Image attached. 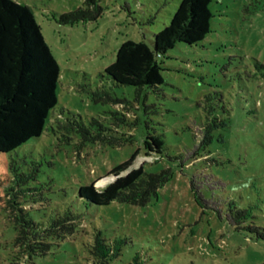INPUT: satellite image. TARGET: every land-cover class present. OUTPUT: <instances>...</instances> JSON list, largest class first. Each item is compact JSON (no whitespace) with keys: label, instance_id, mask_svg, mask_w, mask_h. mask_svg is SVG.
Segmentation results:
<instances>
[{"label":"rangeland","instance_id":"1","mask_svg":"<svg viewBox=\"0 0 264 264\" xmlns=\"http://www.w3.org/2000/svg\"><path fill=\"white\" fill-rule=\"evenodd\" d=\"M13 1L33 12L59 78L57 105L42 135L0 154V264H96V232L125 242L108 264H128L135 256L139 264H264V241L235 230L220 209L233 201L264 227V0H212L210 32L195 45L177 43L160 58L164 83L145 98L156 112L141 116L133 88L113 85L99 73L124 41L149 43L180 0ZM96 6L102 8L96 20L64 25L52 19ZM95 91L129 103L94 102ZM206 110L224 125L209 131ZM69 114L85 125L94 118L131 141L113 135L110 142L83 143L63 128ZM145 120L162 135V156L143 148ZM134 153L127 171L172 170L147 205L113 201L86 209L76 200L78 186L102 190L115 179L109 171ZM18 208L37 220L67 208L80 217L63 239H46L52 243L47 255H29L17 240Z\"/></svg>","mask_w":264,"mask_h":264},{"label":"trees","instance_id":"2","mask_svg":"<svg viewBox=\"0 0 264 264\" xmlns=\"http://www.w3.org/2000/svg\"><path fill=\"white\" fill-rule=\"evenodd\" d=\"M211 1L180 0L168 24L153 33L149 43L143 40L124 41L117 48L115 60L99 73L100 77L105 76L113 85L133 88L135 101L140 104V116L156 112L153 104L145 103V98L149 90L158 92L159 86L164 83L160 72V58L166 56L168 50L177 43L192 46L200 43L210 32ZM87 2L95 4L96 0ZM101 12V6H96L93 10L76 8L53 15L52 19L59 24L72 25L96 20ZM58 78V63L44 40L30 7L13 0H0V154L10 153L42 135L50 111L57 105ZM91 95L94 102L112 100L105 92L95 91ZM112 101L129 103L125 99ZM206 111L211 116L207 123L209 131L224 125V120H218L213 115V110ZM138 113L132 122L133 126L140 121ZM60 115L62 116L61 113ZM113 115L117 120L127 122L116 111ZM65 120L63 128L79 135L83 143L110 142L113 135L122 139V142L131 141L128 135L112 131L94 118L88 125L74 114H69ZM144 127L142 144L145 152L162 156L166 148L162 135L155 133L147 120L144 121ZM150 129L152 131H149ZM134 155L135 153L109 171L115 179L102 190H97L92 184L78 186L76 200L86 209L107 206L113 201L135 206L147 205L158 195L159 188L170 180L172 170L165 167L157 172H147L143 167H138L127 171ZM167 158L170 161H180L179 156ZM16 177L21 176L16 174ZM28 177H34V172ZM193 194L198 203L204 205L198 195L194 192ZM220 209L221 212L225 211L226 220L235 230H242L251 238L264 241V227L250 220L253 215L249 209L240 208L233 201L226 202L224 207L220 204ZM18 211V214H15L19 229L17 240L29 255L36 256L49 253L52 243L46 239H63L65 234L73 232L75 225L70 222L80 217L69 208L60 213L55 211L45 216L46 219L37 216L38 220L27 212L22 213L21 208H18ZM247 220H250L249 224L246 223ZM124 244L123 239L106 241L100 232H96L92 246L93 253L98 258L96 264H108L110 260L117 258ZM139 263L138 257L135 256L128 264Z\"/></svg>","mask_w":264,"mask_h":264}]
</instances>
